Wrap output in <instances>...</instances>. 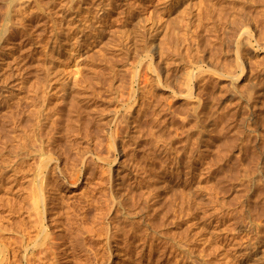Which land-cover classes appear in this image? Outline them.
<instances>
[{"label": "rangeland", "instance_id": "obj_1", "mask_svg": "<svg viewBox=\"0 0 264 264\" xmlns=\"http://www.w3.org/2000/svg\"><path fill=\"white\" fill-rule=\"evenodd\" d=\"M229 1L0 0V264H264V49L232 28L236 16L261 17L264 0ZM238 42L249 54L232 85L211 74L209 52L231 60ZM44 79L95 106L102 123L134 100L145 122L114 159L94 135L91 148L111 165L91 158L94 176L56 206L64 217L88 193L94 207L75 212V223L48 217L53 235L41 247L27 219L28 177L19 180L6 156L16 153V85ZM249 80L260 91L247 106L233 91ZM109 176L123 206L106 229L95 214Z\"/></svg>", "mask_w": 264, "mask_h": 264}, {"label": "bare ground", "instance_id": "obj_2", "mask_svg": "<svg viewBox=\"0 0 264 264\" xmlns=\"http://www.w3.org/2000/svg\"><path fill=\"white\" fill-rule=\"evenodd\" d=\"M229 2H231V0ZM231 3L233 7L238 8L240 6V1L238 0H233ZM261 7L263 10L264 6L262 5ZM255 12L254 14H256ZM244 15L246 18L248 13ZM256 16L257 18L254 15L256 21L251 15L250 18H254V20L247 21L248 18H246V22L244 20L245 23H242L240 16L238 19L236 16L235 19L237 20H232V28L234 33L237 32L239 36L244 35V41L247 46L251 45L254 49H264V14L258 17L260 16L259 9ZM239 46L240 44L238 42L236 51L231 60L225 58L226 54L223 56L219 55L220 50H213L214 46L209 52V58L211 57L214 60V62H210L212 59L208 58L209 62L215 64L212 65L208 62L211 66V74L228 79L232 85H235L236 81L243 76L246 64L245 60L247 54H249L247 53L248 50L246 52L241 51ZM220 56L222 60H220L221 58H217ZM217 60L219 62H217ZM260 66H257V68H260ZM156 69L157 68L154 70ZM254 69L257 70L254 67L252 71ZM250 71L251 70H249V74L252 73ZM156 74L159 79V73ZM249 77L251 76L249 75ZM256 78H260L262 81L264 80L263 67L256 73ZM2 82L0 80V83ZM249 82L251 81L249 80ZM252 82L253 85H251ZM252 82L249 83L250 86L244 83L247 87L243 85L244 90L242 89V91H238L242 86L238 90H236L237 87L235 86V92L233 91V93L239 94V98L243 97L242 94H246V97L242 99H245L244 104L247 106L248 104L250 105L251 100L253 101L258 97L260 91V88L254 84L255 81ZM65 84L66 83L61 86L64 87ZM55 87L56 85L53 86L52 82L48 79H44L40 82H29L24 80L16 85V153L6 156L10 170L16 168L19 180L24 181L23 178L28 177L30 204L27 212V219L31 221V224L38 229L39 233L42 235L43 242L40 243L41 247H44V245L47 244L46 241L53 235L50 233L52 231L48 232V227L45 226V220L50 217L47 221L52 225L60 224L62 221L61 218L63 214L61 215L60 212L62 211L61 204H59L60 206L58 208L56 207L58 205L57 202L62 198L61 195L64 194L67 189H70V187H78L81 176L85 177L86 173H89L91 177L94 176L92 167L89 163L90 159L94 158L97 161L110 164L117 155L116 145L121 141L122 144H124V140H126L128 134H133L135 129L143 125L144 123L142 124V122H145L138 114L134 116V112L131 110L136 103L134 98V103L125 105L123 110L125 109L126 111L119 117H115L113 123L109 125L102 123V119L97 113V108L95 106L89 105L88 102L79 99L76 93H73V91L68 92L65 88H60L57 91L51 92ZM192 97L194 96L192 94V87L190 86L184 98L191 99ZM138 106L139 109L137 111L140 112L142 106ZM244 107L246 106L243 105V108ZM251 109L252 108H250V110ZM97 134L99 136H102V134L105 136V148L108 153L113 155V159L110 158L111 156H101L91 148L98 144L93 142L94 135ZM100 168L102 171H100L99 175L103 180L104 168L102 166ZM24 173H26V175H24ZM103 182L105 186H108V196L101 199V203L97 207L98 211L95 214V218L98 222L103 221V223L105 222L104 220H106L107 223L105 222L104 224L107 225L106 229H108L112 223L114 225V220L117 219L115 213L122 209L123 201L117 200L113 194L114 180L111 179L110 176L107 181L105 180ZM82 196L83 200L79 202L77 200L78 203H75V199L72 204L69 203L68 205V202H66L67 216L64 215L63 219L65 218L69 224L71 221L75 223L74 218H76V214L74 213L80 211L79 209H83L85 215H88V211L94 207L93 200L90 199L88 193H84ZM82 202L86 204L83 205L86 207V210L81 206ZM54 209H57V212H53ZM120 213L122 214V212ZM113 215L115 217L114 219ZM123 215L125 216V214ZM127 216L128 214L126 217ZM120 219L122 220V218L119 217L118 224L121 223ZM132 219L134 220V218ZM122 221L125 222V220ZM126 222L128 223V221ZM121 224H123V222ZM48 250L53 251L50 246Z\"/></svg>", "mask_w": 264, "mask_h": 264}]
</instances>
